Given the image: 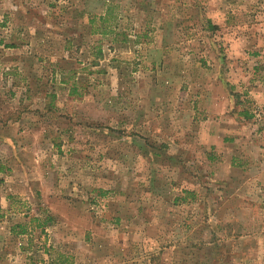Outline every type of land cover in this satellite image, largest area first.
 I'll list each match as a JSON object with an SVG mask.
<instances>
[{
  "label": "rangeland",
  "instance_id": "rangeland-1",
  "mask_svg": "<svg viewBox=\"0 0 264 264\" xmlns=\"http://www.w3.org/2000/svg\"><path fill=\"white\" fill-rule=\"evenodd\" d=\"M0 166V264H264V0H0Z\"/></svg>",
  "mask_w": 264,
  "mask_h": 264
},
{
  "label": "trees",
  "instance_id": "trees-1",
  "mask_svg": "<svg viewBox=\"0 0 264 264\" xmlns=\"http://www.w3.org/2000/svg\"><path fill=\"white\" fill-rule=\"evenodd\" d=\"M117 9H118L117 4L105 3L103 13L100 16H91L89 18V23L93 27L92 32L96 34L97 31H99L100 35H106V34L110 33L109 32L110 31V29H109L110 25L109 24L113 23V25H114V24H116V21L118 20L117 19L118 18ZM96 21H98L100 23L101 27L96 28V26H95ZM106 29H109V30H106ZM98 53L100 54V51ZM69 93L71 96L76 94V88H75L74 84H72L71 91ZM240 115L243 116V118H245V119L253 118L252 114H249L246 111L242 112ZM1 171H3V168L0 166V172ZM183 194L186 196H188V195L193 196L194 195L193 193H190V192H183ZM0 213H1V210H0ZM30 222L40 223L41 218H31ZM38 226H44V224H39ZM11 233H13L15 235H24V234H26V227L24 224L14 225L11 227ZM59 258L61 259L58 262L59 264H68V260H69L68 257H65L61 254L59 256Z\"/></svg>",
  "mask_w": 264,
  "mask_h": 264
}]
</instances>
